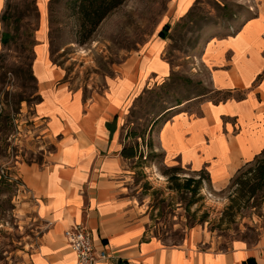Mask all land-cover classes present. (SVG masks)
Segmentation results:
<instances>
[{"label":"crops","instance_id":"0c3cea01","mask_svg":"<svg viewBox=\"0 0 264 264\" xmlns=\"http://www.w3.org/2000/svg\"><path fill=\"white\" fill-rule=\"evenodd\" d=\"M249 2L250 11L234 34L203 46L200 60L209 91L164 111L152 134L165 164L193 172L208 169L216 187L226 186L264 151V0ZM6 3L0 0V53ZM173 3L168 24L186 17L195 0ZM166 47V39L155 37L109 78L103 93L89 97L61 83L63 71L52 63L46 44L36 48L37 124L53 149L21 174L31 193L26 204L34 207L41 228L38 245L23 264H76L64 233L78 224L90 229L96 246L110 255L99 264H243L249 258L264 264L262 243L250 247L236 241L216 252L201 249L197 233L180 247L148 237L142 212L125 194L132 173V159L122 155L130 140L129 110L151 83L170 77L171 66L162 57ZM226 93H231L227 100L211 99Z\"/></svg>","mask_w":264,"mask_h":264},{"label":"rangeland","instance_id":"374dc122","mask_svg":"<svg viewBox=\"0 0 264 264\" xmlns=\"http://www.w3.org/2000/svg\"><path fill=\"white\" fill-rule=\"evenodd\" d=\"M80 1L6 3L9 19L4 30L12 39L0 54V264H23L41 234L36 211L26 204L31 193L21 176L53 149L37 124L41 96L33 73L36 48L48 46L52 63L63 71L61 83L72 91L86 97L101 94L109 78L159 36L174 8V0H126L92 31L79 12ZM249 4L195 0L186 17L179 21L171 17L162 55L171 75L162 84L151 83L129 110L128 147L138 144L142 158L131 160L125 194L142 212L148 237L170 247H180L195 233L202 236L203 250L226 251L236 241L250 247L264 244L263 193H250L255 181L234 184L237 172L226 186L216 187L208 169L193 172L178 163L165 164L152 140L164 111L209 91L200 60L203 46L210 39L234 34L250 11ZM224 97L215 94L211 99ZM190 111L197 113L195 107ZM240 177L246 182L253 175ZM188 180L193 182L191 189Z\"/></svg>","mask_w":264,"mask_h":264},{"label":"trees","instance_id":"16d2710c","mask_svg":"<svg viewBox=\"0 0 264 264\" xmlns=\"http://www.w3.org/2000/svg\"><path fill=\"white\" fill-rule=\"evenodd\" d=\"M126 0H81L80 1V14L85 22V24L89 25V27L94 31L104 19H106L114 10L119 8ZM8 9V7H7ZM7 9L5 8L3 14H2V25H3V31H2V45L3 48L7 46L12 39V36L9 32H6L4 30V25L6 21L9 19V16H7ZM171 26L170 24H167L164 27V30L160 32L159 36L168 39L167 32L170 30ZM3 50V49H2ZM1 54V53H0ZM1 59V55H0ZM224 98L222 101L227 100L230 98L231 93L224 94ZM161 116L157 119L156 122H160L159 119ZM155 122V123H156ZM154 123V124H155ZM154 125L152 126L153 129ZM150 147H152V142H150ZM122 155L125 158H142V155L140 156V153L138 155V144H135L131 147H125L123 150ZM245 167H249L246 171L243 169ZM175 169V168H174ZM204 171V170H202ZM201 171V172H202ZM253 175L252 178H248L245 181L241 180L240 175ZM238 176L234 178V184L237 182L244 186H247L249 182L255 181L254 186L252 187L250 193H252V196L257 195V193H263L264 198V151L256 156L253 161L247 163L243 168H241L238 171ZM187 187L188 189H191L192 187V180L187 181ZM196 188H193V192L196 193ZM243 264H257L256 260L254 258H249L246 261L243 262Z\"/></svg>","mask_w":264,"mask_h":264},{"label":"built area","instance_id":"2783aa9c","mask_svg":"<svg viewBox=\"0 0 264 264\" xmlns=\"http://www.w3.org/2000/svg\"><path fill=\"white\" fill-rule=\"evenodd\" d=\"M64 237L74 250L76 264H99L110 259L106 249L96 246L91 230L83 224L72 226Z\"/></svg>","mask_w":264,"mask_h":264}]
</instances>
